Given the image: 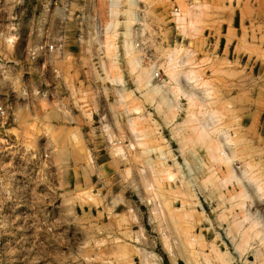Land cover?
Segmentation results:
<instances>
[{
	"label": "rangeland",
	"instance_id": "obj_1",
	"mask_svg": "<svg viewBox=\"0 0 264 264\" xmlns=\"http://www.w3.org/2000/svg\"><path fill=\"white\" fill-rule=\"evenodd\" d=\"M136 1L106 35L108 0H0V264H264L262 80L205 45L235 0Z\"/></svg>",
	"mask_w": 264,
	"mask_h": 264
},
{
	"label": "crops",
	"instance_id": "obj_2",
	"mask_svg": "<svg viewBox=\"0 0 264 264\" xmlns=\"http://www.w3.org/2000/svg\"><path fill=\"white\" fill-rule=\"evenodd\" d=\"M247 11L236 0L229 6L225 1L223 14L205 37V45H217L223 59L231 63L236 75L258 77L257 89L264 99V0ZM227 51V56L225 52ZM244 72V73H243ZM264 118V105L254 111Z\"/></svg>",
	"mask_w": 264,
	"mask_h": 264
},
{
	"label": "bare ground",
	"instance_id": "obj_3",
	"mask_svg": "<svg viewBox=\"0 0 264 264\" xmlns=\"http://www.w3.org/2000/svg\"><path fill=\"white\" fill-rule=\"evenodd\" d=\"M136 0H128V4L130 5V6H134V5H136ZM120 5H121V0H108V16H109V22H108V24L106 25V28H105V32H106V35L107 34H110V33H114L115 34V32H116V27L118 26L117 24H119V22H118V17H119V15L121 14V12H120ZM126 16H127V21L125 22V26H126V33H125V36H127L128 35V32H129V22H132V21H135L136 19H135V16L133 15V13L131 12V11H126ZM134 19V20H133ZM105 25V24H104ZM124 36V37H125ZM125 43V42H124ZM125 47H126V53H127V55H130V57H131V49L129 48V45H127L126 43H125ZM133 59V58H132ZM133 60H135V59H133ZM132 60V61H133ZM151 69H152V71L154 70L153 69V67H150ZM149 68V69H150ZM146 72L148 71L147 69L145 70ZM144 71V73H143V75L146 73ZM150 72H147V75L149 74ZM155 74H156V72H154L153 74H152V76L151 77H153V76H155ZM150 75V74H149ZM146 76V75H145ZM156 76H158L157 74H156ZM150 77V78H151ZM146 78H147V76H146ZM151 80V79H150ZM150 80L148 81L147 80V82L145 83V85H143V88L145 87L147 90H146V92L148 91L149 93L148 94H150L151 95V92L152 93H161L162 92V87H159V86H153L151 83H150ZM117 81V80H116ZM141 81V80H140ZM118 83V82H117ZM144 88V89H145ZM145 92V93H146ZM119 93V98H120V101L123 103L124 101H125V95H124V92L121 90V91H119L118 92ZM149 97V96H148ZM161 98H162V100H166L165 99V95H161ZM167 101V100H166ZM165 103V102H164ZM220 154H221V157L223 156V157H225L226 158V160H227V154L224 152V151H220L219 152ZM229 157V156H228ZM224 159V158H223ZM229 159V158H228ZM148 162H150V160H148ZM149 164V163H148ZM151 165V164H150ZM234 171V170H233ZM144 183V182H143ZM151 183V182H150ZM149 184V183H148ZM189 260V259H188Z\"/></svg>",
	"mask_w": 264,
	"mask_h": 264
},
{
	"label": "built area",
	"instance_id": "obj_4",
	"mask_svg": "<svg viewBox=\"0 0 264 264\" xmlns=\"http://www.w3.org/2000/svg\"><path fill=\"white\" fill-rule=\"evenodd\" d=\"M49 49H50V50H52V49H53V47H52V46H49ZM156 77H157V76H156Z\"/></svg>",
	"mask_w": 264,
	"mask_h": 264
}]
</instances>
